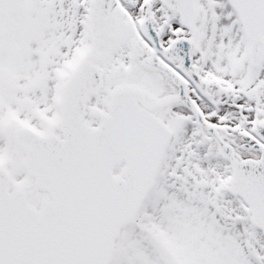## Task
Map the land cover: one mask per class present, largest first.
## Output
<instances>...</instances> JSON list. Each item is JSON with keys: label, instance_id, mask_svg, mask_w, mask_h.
Segmentation results:
<instances>
[{"label": "snow or ice", "instance_id": "obj_1", "mask_svg": "<svg viewBox=\"0 0 264 264\" xmlns=\"http://www.w3.org/2000/svg\"><path fill=\"white\" fill-rule=\"evenodd\" d=\"M0 264H264V0H0Z\"/></svg>", "mask_w": 264, "mask_h": 264}]
</instances>
